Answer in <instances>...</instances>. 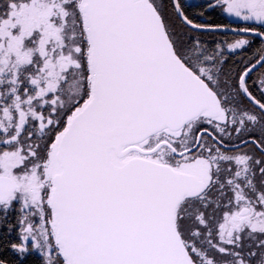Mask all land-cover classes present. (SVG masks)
<instances>
[{
    "label": "snow or ice",
    "instance_id": "6c2138e0",
    "mask_svg": "<svg viewBox=\"0 0 264 264\" xmlns=\"http://www.w3.org/2000/svg\"><path fill=\"white\" fill-rule=\"evenodd\" d=\"M0 264H264V0H0Z\"/></svg>",
    "mask_w": 264,
    "mask_h": 264
}]
</instances>
